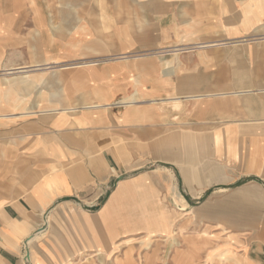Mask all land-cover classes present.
I'll return each instance as SVG.
<instances>
[{"label":"crops","instance_id":"crops-1","mask_svg":"<svg viewBox=\"0 0 264 264\" xmlns=\"http://www.w3.org/2000/svg\"><path fill=\"white\" fill-rule=\"evenodd\" d=\"M110 1L0 0V66L40 68L0 79V264L129 257L170 233L159 174L225 192L197 211L226 234L175 238L172 264H264V0ZM173 39L193 52L79 65Z\"/></svg>","mask_w":264,"mask_h":264},{"label":"rangeland","instance_id":"rangeland-1","mask_svg":"<svg viewBox=\"0 0 264 264\" xmlns=\"http://www.w3.org/2000/svg\"><path fill=\"white\" fill-rule=\"evenodd\" d=\"M103 3L105 0H101ZM105 4V3H104ZM102 7L103 4H100ZM105 5H112V2L110 0L107 1V4ZM86 12L81 14L80 16V23L86 22L87 25H85L87 28L91 29L89 18H88V8H86ZM82 13V12H81ZM101 14V15H100ZM100 15V16H98ZM97 16V17H96ZM95 16L97 21H101V24H105L107 21H111L110 19L106 20L105 15L102 13H99ZM120 18H123V15H119ZM135 22V21H133ZM134 25V24H133ZM120 26V24L118 25ZM128 27L132 28V25L130 22H125L123 24V28L126 29ZM260 38H258L259 40ZM238 40H230L227 42V44H233L237 43ZM176 48L180 49V51L185 53H191L194 50V47L191 45H185L182 43H178L176 40L169 41L165 44H162V46H159V48H156L153 50V52H150L148 54H145L146 52H141L143 50H136L140 51L138 53H135L133 55L129 54H123V55H111L109 54L105 59L102 60H80L79 65L82 67H91L92 64L100 61H106L108 60H115L118 58H133V57H142V56H154L159 59H166L172 57V55H169L173 50ZM176 51V50H175ZM134 52V51H130ZM174 53V52H172ZM184 53V54H185ZM77 63V62H76ZM53 65V64H52ZM78 65V64H75ZM24 65H8L4 64L0 66V79L4 80L6 82L13 83L16 78H23L31 75V72L33 71H39L40 68H30V69H19ZM47 68H50L48 66ZM45 67V69H47ZM14 72V73H12ZM155 174H159V172H155ZM172 176V175H170ZM158 177H161L159 179H164L166 182V192L169 194L170 199V212H165L161 215L155 216L157 221L160 223H164L166 226H168L171 230L169 234H153L151 237V240H149L147 243L143 242V240L146 238V231L147 230H139L134 233V235L129 239L127 243H132L133 246H130L129 252H124V254L129 253V257L123 258L121 256V251H118L117 257L115 258V261L111 264H172V252L174 249V246H178V240L174 241L175 238H185L192 234H196L198 239L200 238H214L216 235L218 236V239H221L223 235L226 234V232L221 231V227L227 224L226 219H222L218 216H212L208 215L207 210L203 212L197 211L207 199H212L214 195L215 199V205H220L222 196L224 195V191H222L220 188H215L212 190H206L201 191L197 194L189 195L188 192L185 191V187L183 184V188H179L176 184V179L178 178H162L164 175L159 174ZM157 185V184H156ZM174 188H173V187ZM174 215L176 217H174ZM174 219H176L177 224H181V227H177L174 229ZM155 221V219H154ZM194 224L192 228H190V223ZM158 223H155V226ZM216 238V237H215ZM124 244H126L125 240L122 241ZM169 244V245H168ZM171 245V247H170ZM89 264V263H86ZM105 264V263H102ZM110 264V263H107Z\"/></svg>","mask_w":264,"mask_h":264},{"label":"bare ground","instance_id":"bare-ground-1","mask_svg":"<svg viewBox=\"0 0 264 264\" xmlns=\"http://www.w3.org/2000/svg\"><path fill=\"white\" fill-rule=\"evenodd\" d=\"M172 52H173V51H172ZM175 52H176V51H175ZM175 52H174V53H175ZM26 71H27V70H26ZM12 73H14V72H12Z\"/></svg>","mask_w":264,"mask_h":264}]
</instances>
